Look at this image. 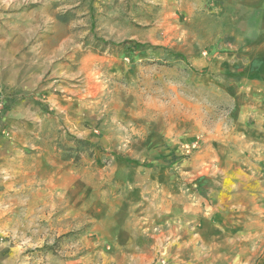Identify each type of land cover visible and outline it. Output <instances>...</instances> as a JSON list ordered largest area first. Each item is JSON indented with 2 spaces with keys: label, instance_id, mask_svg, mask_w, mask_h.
Returning <instances> with one entry per match:
<instances>
[{
  "label": "rangeland",
  "instance_id": "obj_1",
  "mask_svg": "<svg viewBox=\"0 0 264 264\" xmlns=\"http://www.w3.org/2000/svg\"><path fill=\"white\" fill-rule=\"evenodd\" d=\"M24 1L46 18L34 35L44 76L21 118L4 121L1 101L3 251L20 264H131L145 247L153 264V237L199 205L192 184L229 124L238 62L217 57L260 33L264 0Z\"/></svg>",
  "mask_w": 264,
  "mask_h": 264
},
{
  "label": "crops",
  "instance_id": "obj_2",
  "mask_svg": "<svg viewBox=\"0 0 264 264\" xmlns=\"http://www.w3.org/2000/svg\"><path fill=\"white\" fill-rule=\"evenodd\" d=\"M24 2L0 0V100L7 108V123L22 117L16 114L22 95L44 76L42 60L35 59L41 44L34 35L38 22L44 24L46 18L38 19ZM217 58L227 66L238 62L229 70L236 79L228 88L234 100L229 124L213 137L210 170L192 184L199 205L182 210L183 219L173 220L153 237L159 240L153 264H264V238L246 237L264 233V192L245 187L255 183L264 189V18L260 33L244 39L236 54ZM15 249L5 253L0 244V264H20ZM147 252L145 247L132 248L131 264H152Z\"/></svg>",
  "mask_w": 264,
  "mask_h": 264
},
{
  "label": "trees",
  "instance_id": "obj_3",
  "mask_svg": "<svg viewBox=\"0 0 264 264\" xmlns=\"http://www.w3.org/2000/svg\"><path fill=\"white\" fill-rule=\"evenodd\" d=\"M118 46H124L125 48L128 49V51H134L136 49V46L135 45H132V42L131 41H124L122 43H120ZM1 124V122H0Z\"/></svg>",
  "mask_w": 264,
  "mask_h": 264
},
{
  "label": "built area",
  "instance_id": "obj_4",
  "mask_svg": "<svg viewBox=\"0 0 264 264\" xmlns=\"http://www.w3.org/2000/svg\"><path fill=\"white\" fill-rule=\"evenodd\" d=\"M0 109H1V100H0Z\"/></svg>",
  "mask_w": 264,
  "mask_h": 264
}]
</instances>
